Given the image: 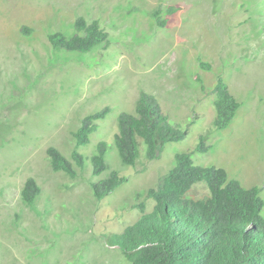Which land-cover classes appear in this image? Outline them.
Instances as JSON below:
<instances>
[{
    "label": "rangeland",
    "instance_id": "rangeland-1",
    "mask_svg": "<svg viewBox=\"0 0 264 264\" xmlns=\"http://www.w3.org/2000/svg\"><path fill=\"white\" fill-rule=\"evenodd\" d=\"M169 7L178 9L168 15ZM157 9L164 27L151 16ZM77 17L97 20L107 44L87 53L52 48L48 36L71 37ZM218 77L240 103L222 131L213 129ZM140 93L187 136L153 161L141 144L136 165L124 166L113 146L117 117L134 114ZM105 107L77 150L79 168L72 134ZM209 130V149L193 152V163L222 168L243 188L264 186V0H0V264H130L110 235L137 220L136 194L156 188L174 156ZM101 141L107 169L96 177L90 159ZM49 147L73 164L75 178L52 170ZM111 171L127 180L98 200L92 184ZM28 178L40 187L31 206L20 195ZM207 195L204 184L190 192ZM152 206L145 201L147 212Z\"/></svg>",
    "mask_w": 264,
    "mask_h": 264
},
{
    "label": "trees",
    "instance_id": "trees-1",
    "mask_svg": "<svg viewBox=\"0 0 264 264\" xmlns=\"http://www.w3.org/2000/svg\"><path fill=\"white\" fill-rule=\"evenodd\" d=\"M177 7H169L172 15ZM161 10L151 13L156 24L166 25L160 18ZM74 35L66 37L60 32L48 36L54 49L74 53H87L95 47L107 44L108 34L97 20L88 21L77 17ZM21 32L30 34L31 29L22 27ZM202 69L209 65L200 63ZM214 94L215 116L213 129L225 130L234 119L240 103L229 92L221 77L211 90ZM110 108L85 116L79 128L72 134L75 149L71 157L83 167L84 158L78 148L89 143V137L97 130L98 122L105 119ZM210 130L199 136L197 146L188 152L177 153L174 165L162 176L156 188L136 194L139 201L137 220L122 233L110 235V245L116 246L130 264H264V201L261 194L264 186L243 188L227 172L218 167L197 166L191 159L193 152L208 151L206 139ZM187 131L170 123L157 100L147 93H140L134 114L122 112L117 117V133L113 146L124 166L134 167L141 157L153 161L160 157L165 145L185 139ZM108 144L96 145L91 157L92 174L100 176L106 169L105 153ZM47 155L53 171H62L76 177L73 164L57 149L49 147ZM115 171L105 179L92 184L94 196L101 200L126 182ZM204 184L208 195L202 198L190 196L192 188ZM40 194V187L33 178H28L21 189V199L33 205ZM142 198V200H140ZM152 200V209L147 212L146 200Z\"/></svg>",
    "mask_w": 264,
    "mask_h": 264
}]
</instances>
